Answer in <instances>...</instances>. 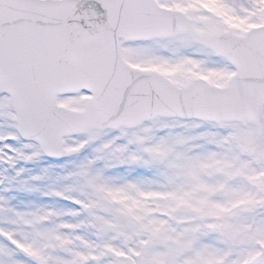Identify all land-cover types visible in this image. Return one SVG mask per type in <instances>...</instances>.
<instances>
[{"label":"snow or ice","instance_id":"6c2138e0","mask_svg":"<svg viewBox=\"0 0 264 264\" xmlns=\"http://www.w3.org/2000/svg\"><path fill=\"white\" fill-rule=\"evenodd\" d=\"M0 264H264V0H0Z\"/></svg>","mask_w":264,"mask_h":264}]
</instances>
